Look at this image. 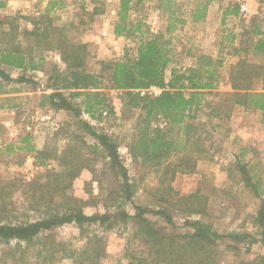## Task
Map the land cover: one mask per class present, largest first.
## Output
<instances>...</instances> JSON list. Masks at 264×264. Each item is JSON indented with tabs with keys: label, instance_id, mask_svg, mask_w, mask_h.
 <instances>
[{
	"label": "rangeland",
	"instance_id": "rangeland-1",
	"mask_svg": "<svg viewBox=\"0 0 264 264\" xmlns=\"http://www.w3.org/2000/svg\"><path fill=\"white\" fill-rule=\"evenodd\" d=\"M49 1L0 0L3 3L0 6V18L9 16L16 20L19 25L18 40L22 39L19 41H22L23 47L28 44L23 37V30L33 28V18L40 17L45 12ZM63 1L65 4L57 5L50 15L55 24L68 28L73 41L87 43L90 70L99 69V60L121 58L126 47L135 45L134 37L114 33L119 19L120 0ZM199 2L208 4L211 15L207 23V16L198 22L192 19V13L196 11ZM231 2H238L240 7L246 5L247 14L228 15L223 22L224 10ZM130 5L128 21L133 24L142 20L152 32H165L169 23L175 24L167 35L173 50V61L166 71L168 77L172 67L185 70L186 67L194 66L198 56L203 53L222 61L218 87L204 95L201 105L195 107L191 113L193 118L190 119L202 129V141L208 150L207 154L197 158L193 171L186 172L178 168L174 177L169 172L166 173V162L159 167L141 159L136 161L130 151V143L137 133V121L144 116L145 110L127 106V99L123 97L121 90L105 88L103 91L108 107L94 115L81 113L78 116L77 110L83 108V96L72 98L69 91L63 88L60 73L65 71L66 66L61 60L60 52L37 50L35 69L0 65L11 77V80L0 77L4 85L1 96H18L20 98L15 102L22 103L16 108L0 109V124L3 127L0 135V187L7 195L8 207L15 208L17 215L10 219L15 222L18 221L16 219L36 221L47 216L49 212L44 210H25L31 200L30 190L40 175L48 171L59 172L62 167L57 158L51 157L46 164H41L30 153L16 150L7 153L5 145L31 133L37 148H47L61 155L70 143L76 141L72 136L74 132L81 135L80 138L86 145L98 144L97 136L84 129L83 122H87L95 133H109L117 141L120 160L127 169L130 182L135 183L136 187L132 200L110 196V192L119 190L120 183L116 180L109 158L98 155L96 161L84 167L72 180L67 191L70 195L91 201L83 206L87 215L116 214L119 210L134 214V204L141 205L152 209L147 217L164 232L190 233L194 229L186 222L212 224L214 231L224 235L217 246V264L260 261L261 257L264 258V240L262 228L256 224L254 217L264 205V112L242 105L231 106L233 99L228 95L231 91L229 73L238 55L227 45V40H224V45H227L224 48L219 42L223 40V36L227 39L229 33H233L237 35L235 43L238 44L244 24L249 23L256 15L264 19V0H131ZM95 8H98L97 13L94 12ZM178 19H184L185 22ZM7 27L5 24V28ZM42 56L44 60L40 61ZM20 77L27 80L21 81ZM258 80L261 81L260 78ZM256 86L261 89V82ZM142 91V94H156L153 90ZM57 92L68 95L69 107L61 106L58 97L54 98L56 104H53L51 95ZM152 126L167 128L169 122L157 116L152 119ZM101 149L103 147L99 146V150ZM94 156L96 155L91 154L92 158ZM167 161H178V158L173 155ZM242 164L247 165L251 175L260 178L261 196H256L253 188L246 184V177L240 169ZM172 168L173 165L170 166ZM195 193L205 197V213L180 212L178 199ZM158 209H165L173 223L157 214L155 211ZM55 233L76 252L82 251V247L86 246L94 234L102 236L105 255L99 264H138L140 257L147 258V262H151L153 258L146 239L135 236V227L130 222L125 224L112 220L107 225L86 224L83 229L70 222L58 226ZM232 233H249L251 236L236 242L228 237ZM15 243L16 241L0 242V264H14L6 251L13 249ZM227 243L237 246L235 249L229 248ZM22 249H17V257L21 255ZM34 250L36 248H31L25 254L30 262H34L31 253ZM55 264L89 263L78 262L74 257H64Z\"/></svg>",
	"mask_w": 264,
	"mask_h": 264
},
{
	"label": "trees",
	"instance_id": "trees-1",
	"mask_svg": "<svg viewBox=\"0 0 264 264\" xmlns=\"http://www.w3.org/2000/svg\"><path fill=\"white\" fill-rule=\"evenodd\" d=\"M170 2V0H168ZM0 2V6H2ZM63 0H50L45 12L40 17L33 18V28L23 30V37L28 42L26 47L22 45V39L18 40L19 25L12 17L0 18V65L35 69L37 60L35 53L58 50L61 60L65 63V71L60 73L63 80V88L69 91L70 97L83 96V108L77 110L81 113L94 115L99 110L108 107L107 98L103 89L121 90L126 98L127 106L141 107L145 110L144 116L139 118L136 124L137 133L130 143V151L137 161L152 162L161 167L166 162V173L175 176L178 168L186 172L193 171L196 160L207 154L208 150L203 144L202 129L199 124L193 123L191 113L195 107H199L207 92H212L220 82V66L222 61L210 54H201L194 66L185 70L177 67L171 68L170 77L167 76V68L173 61L172 47L167 35L174 29L175 24L169 23L166 31L152 32L150 27L142 20L129 22V9L131 0H120L118 10L119 19L116 21L114 33L134 37L135 45L126 47L121 58L99 60L98 70L88 68L87 43L73 41L64 25L54 23L51 11L59 5L63 6ZM208 4L198 3V7L192 13V19L198 22L207 16ZM98 12V8L94 9ZM240 5L238 2L228 4L223 13V22L228 15L238 16ZM185 22L184 19H178ZM5 24L8 25L5 28ZM71 27V26H70ZM237 35L223 36L219 42L222 48L229 45L234 54L238 55L237 61L231 66L229 81L231 91L228 92L233 99L232 105H242L256 108L264 112V19L253 16L251 21L244 24L240 33L238 44L235 43ZM16 39L18 42H16ZM224 40L228 41L224 45ZM261 58L260 61L256 60ZM40 61L44 57H40ZM255 60V61H254ZM0 77L11 80V77L0 67ZM261 79L259 81L258 79ZM26 81L25 77H20ZM261 82V89L256 84ZM3 82L0 81V109L6 107L16 108L22 103L15 100L20 97H3ZM156 86L161 91L158 94H142L143 89ZM60 99L61 106L69 107V98L62 92L53 93ZM230 106V105H229ZM161 116L169 122L167 128L152 126V119ZM229 116V113H226ZM84 129L98 138V144L86 145L79 133H72L76 140L70 143L63 154L57 155L49 149H39L33 143L31 133L20 137L18 141L7 143V153L11 151L33 154L41 164H46L51 157L57 158L62 170L59 172L48 171L40 175L31 188V200L25 207L26 211L49 212L47 216L36 221L10 219L17 217L15 208H9L7 198L0 187V242L16 241L13 249L6 251L14 264H55L58 259L74 257L81 263L99 264L105 255V241L102 236L94 234L82 251L76 252L68 247V242L58 238L55 230L64 223L74 222L81 229L86 224H111L115 222L132 223L135 227V236L144 237L151 249L153 258L147 262V258H138V264H217V246L219 239L224 235L214 231L212 224L190 223L193 227L190 233L179 231L164 232L147 215L152 209L134 204L135 213L119 210L116 214L94 213L87 215L83 206L91 203L67 193L72 180L89 166L99 156L108 157L111 168L116 173L119 182V190L110 192V196L132 200L135 192V183L130 182L126 167L122 164L118 153V143L109 134H97L89 123L83 122ZM0 124V135L2 131ZM203 140V141H202ZM80 141V143H78ZM100 144V145H99ZM99 146L103 149L99 150ZM91 154L96 155L93 158ZM175 155L178 161H167ZM173 168L170 169V166ZM247 165H240L245 175L246 184L253 188L256 196L262 195L261 180L257 175H251ZM170 170V171H168ZM120 195V196H119ZM119 196V197H118ZM118 200V199H117ZM165 200V199H163ZM180 212L205 213L207 201L204 196L195 193L178 199ZM52 211V212H51ZM173 223V220L165 209L155 211ZM7 218V219H6ZM6 220V221H5ZM256 224L262 228V240H264V205H262L254 217ZM174 228L175 225H173ZM251 236L249 233H232L228 237L240 242ZM236 244L227 243V247L236 248ZM22 247V252L17 257V249ZM32 251L34 262L26 259L27 250ZM27 251V252H26ZM5 254V255H6ZM21 260V261H20ZM240 264H264V258L260 261H242Z\"/></svg>",
	"mask_w": 264,
	"mask_h": 264
},
{
	"label": "built area",
	"instance_id": "built-area-1",
	"mask_svg": "<svg viewBox=\"0 0 264 264\" xmlns=\"http://www.w3.org/2000/svg\"><path fill=\"white\" fill-rule=\"evenodd\" d=\"M240 14L243 15V16H246V14H247V7H246V5H241V7H240ZM147 90L148 91H152V90L153 91H156V94H158L161 91V89H159L156 86H151ZM142 92H144V91H142Z\"/></svg>",
	"mask_w": 264,
	"mask_h": 264
},
{
	"label": "crops",
	"instance_id": "crops-1",
	"mask_svg": "<svg viewBox=\"0 0 264 264\" xmlns=\"http://www.w3.org/2000/svg\"><path fill=\"white\" fill-rule=\"evenodd\" d=\"M210 15H211V12L208 11V15H207V17H206V22H205V23H207V22L210 20Z\"/></svg>",
	"mask_w": 264,
	"mask_h": 264
}]
</instances>
